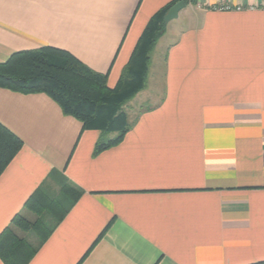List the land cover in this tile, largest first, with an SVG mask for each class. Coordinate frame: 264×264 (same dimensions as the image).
<instances>
[{"label":"crops","instance_id":"1","mask_svg":"<svg viewBox=\"0 0 264 264\" xmlns=\"http://www.w3.org/2000/svg\"><path fill=\"white\" fill-rule=\"evenodd\" d=\"M173 1L0 0V63L48 45L113 87ZM232 1H185L166 22L134 97L150 106L99 152L103 134L47 94L0 88V123L22 140L0 174V234L35 248L26 264L264 260V0Z\"/></svg>","mask_w":264,"mask_h":264},{"label":"trees","instance_id":"2","mask_svg":"<svg viewBox=\"0 0 264 264\" xmlns=\"http://www.w3.org/2000/svg\"><path fill=\"white\" fill-rule=\"evenodd\" d=\"M174 3L150 17L113 87L107 84L108 73L90 69L66 50L45 45L14 52L1 62L0 88L25 94L45 93L65 115L79 120L83 128L98 130L103 135L115 134L106 140L100 138L94 152L116 145L130 127L123 106L145 87L151 52L164 32V15ZM21 147L22 140L0 123V174ZM28 203L35 207L33 196ZM12 224L26 230L36 223L17 215ZM34 251V247L12 232L11 226L0 234V258L6 264H26ZM250 264H264V260Z\"/></svg>","mask_w":264,"mask_h":264},{"label":"rangeland","instance_id":"3","mask_svg":"<svg viewBox=\"0 0 264 264\" xmlns=\"http://www.w3.org/2000/svg\"><path fill=\"white\" fill-rule=\"evenodd\" d=\"M223 1L230 2L229 4H233L232 0H229V1L223 0ZM161 51H162V47H160L159 50L155 52V57L156 58L160 57ZM145 86H146V83H145ZM141 94L142 93H140L138 95L140 96ZM134 97L132 99H130L129 101H127L124 104V106H123V110H124V112L126 114V121L128 123H129V121H132L137 116V114L140 112V110L144 109L147 106H150L149 101H142L141 98H139V97L136 98L137 99L136 100V99H134ZM114 135L115 134H104L103 138H104V140H106L108 138L113 137Z\"/></svg>","mask_w":264,"mask_h":264},{"label":"water","instance_id":"4","mask_svg":"<svg viewBox=\"0 0 264 264\" xmlns=\"http://www.w3.org/2000/svg\"><path fill=\"white\" fill-rule=\"evenodd\" d=\"M185 6V1L180 0L176 3H174L165 13L164 15V21L168 22L172 19H175L178 15V12Z\"/></svg>","mask_w":264,"mask_h":264},{"label":"built area","instance_id":"5","mask_svg":"<svg viewBox=\"0 0 264 264\" xmlns=\"http://www.w3.org/2000/svg\"><path fill=\"white\" fill-rule=\"evenodd\" d=\"M230 2H223L222 5H221V8L222 9H230L232 7V4H229ZM242 4H239L237 6H235L236 9H239L241 8Z\"/></svg>","mask_w":264,"mask_h":264}]
</instances>
